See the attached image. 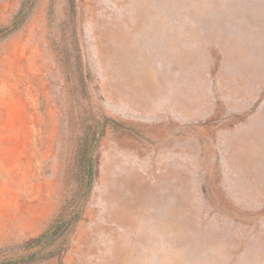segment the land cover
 Returning <instances> with one entry per match:
<instances>
[{"label":"rangeland","instance_id":"obj_1","mask_svg":"<svg viewBox=\"0 0 264 264\" xmlns=\"http://www.w3.org/2000/svg\"><path fill=\"white\" fill-rule=\"evenodd\" d=\"M34 254L264 264V0H0V264Z\"/></svg>","mask_w":264,"mask_h":264},{"label":"trees","instance_id":"obj_2","mask_svg":"<svg viewBox=\"0 0 264 264\" xmlns=\"http://www.w3.org/2000/svg\"><path fill=\"white\" fill-rule=\"evenodd\" d=\"M21 23H22V13L20 12L18 17L14 21V24L12 25L11 28H9L8 31H10V32L15 31L20 26ZM90 179H91V176H90ZM64 224H65L64 220L62 222H61V220L60 221L57 220L54 223V225L51 227L50 231L41 235L36 240L32 241V243H34L33 247L34 246H44V244H47L50 241H52V238L57 237L59 234H61L62 227ZM28 245H30V244H28ZM36 254H39V252ZM36 254L30 255V256H22L20 258H16L13 260L9 259L7 264H28L29 262L32 261L33 256H35Z\"/></svg>","mask_w":264,"mask_h":264}]
</instances>
